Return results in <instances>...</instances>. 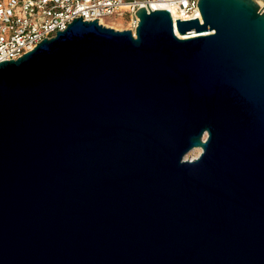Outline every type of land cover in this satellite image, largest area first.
<instances>
[{
    "label": "water",
    "instance_id": "1",
    "mask_svg": "<svg viewBox=\"0 0 264 264\" xmlns=\"http://www.w3.org/2000/svg\"><path fill=\"white\" fill-rule=\"evenodd\" d=\"M136 14L0 63V264H264V11Z\"/></svg>",
    "mask_w": 264,
    "mask_h": 264
},
{
    "label": "built area",
    "instance_id": "2",
    "mask_svg": "<svg viewBox=\"0 0 264 264\" xmlns=\"http://www.w3.org/2000/svg\"><path fill=\"white\" fill-rule=\"evenodd\" d=\"M264 11V0H254ZM200 0H0V63L17 61L33 51L45 39L65 31L76 19L128 24L136 37L137 12L165 7L184 19L197 13ZM149 5V7H148ZM150 8V9H149ZM151 10V11H150Z\"/></svg>",
    "mask_w": 264,
    "mask_h": 264
},
{
    "label": "rangeland",
    "instance_id": "3",
    "mask_svg": "<svg viewBox=\"0 0 264 264\" xmlns=\"http://www.w3.org/2000/svg\"><path fill=\"white\" fill-rule=\"evenodd\" d=\"M106 24L108 25V26H106L107 28H112V29H115L117 31H124V30H126L125 28L128 27L127 23H124V22H121V21H108ZM200 153H201V149H194L193 151H191L187 155V158L194 159Z\"/></svg>",
    "mask_w": 264,
    "mask_h": 264
},
{
    "label": "bare ground",
    "instance_id": "4",
    "mask_svg": "<svg viewBox=\"0 0 264 264\" xmlns=\"http://www.w3.org/2000/svg\"><path fill=\"white\" fill-rule=\"evenodd\" d=\"M198 156H199V155H198ZM198 156H197V157H198ZM197 157H196V158H197ZM194 159H195V158H194Z\"/></svg>",
    "mask_w": 264,
    "mask_h": 264
}]
</instances>
